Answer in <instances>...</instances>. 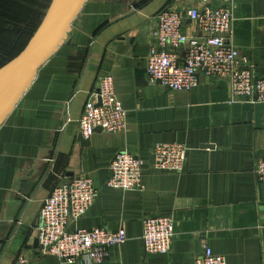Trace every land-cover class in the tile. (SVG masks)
<instances>
[{
	"label": "crops",
	"instance_id": "crops-1",
	"mask_svg": "<svg viewBox=\"0 0 264 264\" xmlns=\"http://www.w3.org/2000/svg\"><path fill=\"white\" fill-rule=\"evenodd\" d=\"M232 7L227 40L264 78V0H212ZM197 0H88L63 44L0 126V264L63 263L39 251L45 200L59 185L88 175L99 188L85 216L70 229L125 228L128 240L97 264H195L210 246L228 264H264V183L255 167L264 159V103L234 99L226 78L200 75L191 90H171L147 78L156 16L185 11ZM184 30L201 33L186 20ZM184 55V47L178 50ZM111 73L127 110L128 130L80 133V119L101 76ZM83 140L87 143L82 142ZM188 147L182 173L153 166L158 143ZM130 149L144 161L143 190L107 186L115 155ZM173 216L168 253L145 250L143 220Z\"/></svg>",
	"mask_w": 264,
	"mask_h": 264
},
{
	"label": "built area",
	"instance_id": "built-area-1",
	"mask_svg": "<svg viewBox=\"0 0 264 264\" xmlns=\"http://www.w3.org/2000/svg\"><path fill=\"white\" fill-rule=\"evenodd\" d=\"M201 6L185 11L164 9L156 16L152 31L154 43L147 56V78L171 90H191L200 82V75L222 77L229 81L234 99L252 104L264 103V78L254 73L249 58L228 44L232 36L234 17L232 7L215 6L212 0H197ZM192 20L199 35L184 30L185 21ZM184 47V55L178 53ZM80 133L91 138L97 128L107 132L128 130L127 110L115 88L113 74L101 76L98 89L92 92L80 119ZM188 147L182 143H158L152 153L153 166L161 172L182 173ZM256 178L264 183V159L255 167ZM144 161L130 149L118 152L110 164L107 186L122 190H143ZM99 188L94 178L79 175L57 186L45 200L38 227L39 251L56 256L63 263L97 264L108 256L113 246L128 240L125 228L117 230L105 226L76 228L71 224L85 216L96 198ZM260 227L264 230V212ZM175 235L173 216H148L143 220V241L149 254L168 253ZM16 264H30L21 255ZM195 264H228L225 255L206 246Z\"/></svg>",
	"mask_w": 264,
	"mask_h": 264
},
{
	"label": "water",
	"instance_id": "water-1",
	"mask_svg": "<svg viewBox=\"0 0 264 264\" xmlns=\"http://www.w3.org/2000/svg\"><path fill=\"white\" fill-rule=\"evenodd\" d=\"M87 1L52 0L27 44L15 57L0 67V126L27 92L39 69L63 44L72 23ZM81 140L87 143L83 138Z\"/></svg>",
	"mask_w": 264,
	"mask_h": 264
},
{
	"label": "rangeland",
	"instance_id": "rangeland-1",
	"mask_svg": "<svg viewBox=\"0 0 264 264\" xmlns=\"http://www.w3.org/2000/svg\"><path fill=\"white\" fill-rule=\"evenodd\" d=\"M52 0H0V67L27 44Z\"/></svg>",
	"mask_w": 264,
	"mask_h": 264
}]
</instances>
